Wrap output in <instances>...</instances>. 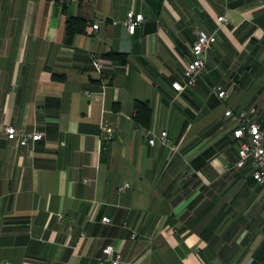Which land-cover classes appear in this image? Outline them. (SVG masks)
<instances>
[{
	"label": "crops",
	"instance_id": "1",
	"mask_svg": "<svg viewBox=\"0 0 264 264\" xmlns=\"http://www.w3.org/2000/svg\"><path fill=\"white\" fill-rule=\"evenodd\" d=\"M71 15L87 27L69 41ZM198 29L217 40L177 90ZM227 108L264 121V0H0V264H111L107 245L122 264H264V185L235 164Z\"/></svg>",
	"mask_w": 264,
	"mask_h": 264
},
{
	"label": "built area",
	"instance_id": "2",
	"mask_svg": "<svg viewBox=\"0 0 264 264\" xmlns=\"http://www.w3.org/2000/svg\"><path fill=\"white\" fill-rule=\"evenodd\" d=\"M143 12H137L133 8L127 11L126 24L130 32H134L136 26L144 20ZM219 19H226L225 15H220ZM99 26L98 22L92 23L93 28ZM217 40L215 33H209L204 29H198L197 38L192 44V56L188 59L184 70V80H175L172 85L177 90L184 89L187 85L194 84L199 75L206 67V53ZM90 58L94 67L98 71H103L107 67L108 59L102 55L90 52ZM214 93L221 99L228 96V90L219 83L212 86ZM225 115L233 116L236 119V125L233 128L234 137L239 140L238 159L236 165L241 167L246 164L250 167L253 179L264 185V121L252 117L247 110L234 111L232 108L225 110ZM105 129L104 137L111 140L114 137V128L103 124ZM3 132L9 139L16 140L19 144H29L40 139L43 133L39 130H27L24 127H17L14 124L6 123L3 126ZM160 140L166 144H172L167 130H162L159 135ZM149 142L156 141V133L152 132L148 138ZM171 147H175L174 144ZM130 184L123 183L118 187L119 192H123ZM103 222H109L108 216L102 217ZM133 235L132 237H134ZM103 253L109 257L111 264H122L121 253L113 245H107L102 249ZM30 264V263H29ZM104 264V260L100 262Z\"/></svg>",
	"mask_w": 264,
	"mask_h": 264
},
{
	"label": "trees",
	"instance_id": "3",
	"mask_svg": "<svg viewBox=\"0 0 264 264\" xmlns=\"http://www.w3.org/2000/svg\"><path fill=\"white\" fill-rule=\"evenodd\" d=\"M66 30L68 34V40L71 41L73 36L77 32H83L86 30L87 21L78 15H71L66 18ZM109 55L118 56L117 53L109 52ZM122 59H124L122 57ZM136 107V119L137 121L143 122L146 126L150 125L151 115L153 107L148 100H135Z\"/></svg>",
	"mask_w": 264,
	"mask_h": 264
},
{
	"label": "rangeland",
	"instance_id": "4",
	"mask_svg": "<svg viewBox=\"0 0 264 264\" xmlns=\"http://www.w3.org/2000/svg\"><path fill=\"white\" fill-rule=\"evenodd\" d=\"M219 110L223 111L224 110V105L220 106V108L216 109L215 111H219ZM215 114H216V112H215Z\"/></svg>",
	"mask_w": 264,
	"mask_h": 264
}]
</instances>
